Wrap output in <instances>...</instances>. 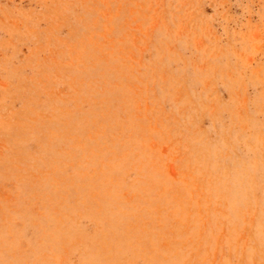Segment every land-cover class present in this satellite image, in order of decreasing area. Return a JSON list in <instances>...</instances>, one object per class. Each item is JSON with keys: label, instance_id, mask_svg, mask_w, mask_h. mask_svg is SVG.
Masks as SVG:
<instances>
[{"label": "rangeland", "instance_id": "374dc122", "mask_svg": "<svg viewBox=\"0 0 264 264\" xmlns=\"http://www.w3.org/2000/svg\"><path fill=\"white\" fill-rule=\"evenodd\" d=\"M0 264H264V0H0Z\"/></svg>", "mask_w": 264, "mask_h": 264}]
</instances>
